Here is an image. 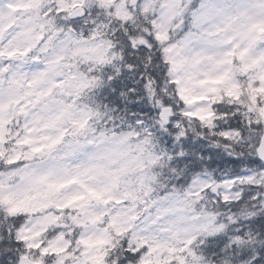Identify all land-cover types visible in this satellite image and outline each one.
Masks as SVG:
<instances>
[{"label": "snow or ice", "instance_id": "obj_1", "mask_svg": "<svg viewBox=\"0 0 264 264\" xmlns=\"http://www.w3.org/2000/svg\"><path fill=\"white\" fill-rule=\"evenodd\" d=\"M0 264H264V0H0Z\"/></svg>", "mask_w": 264, "mask_h": 264}]
</instances>
